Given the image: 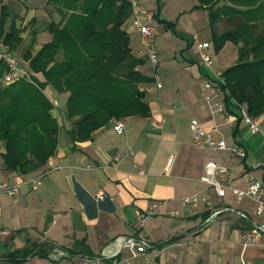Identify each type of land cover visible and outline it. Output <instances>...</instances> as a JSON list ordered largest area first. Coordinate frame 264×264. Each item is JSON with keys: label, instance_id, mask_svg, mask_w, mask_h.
<instances>
[{"label": "crops", "instance_id": "crops-1", "mask_svg": "<svg viewBox=\"0 0 264 264\" xmlns=\"http://www.w3.org/2000/svg\"><path fill=\"white\" fill-rule=\"evenodd\" d=\"M47 2L42 7L44 14ZM20 3L25 4L22 0ZM29 12H33L32 19L36 18L37 8L27 7L26 13ZM128 22L125 28L131 35L133 53L146 58L139 70L152 79L139 85L147 92L150 115L122 119V134L115 132L112 120L96 130L92 139L74 142L69 135L72 120L67 116L68 93L55 95L48 87L46 94L55 103L62 129L56 155L36 172L46 173L42 185L34 190L26 180L36 173L7 171L0 159L2 178L21 184L17 202L8 194L0 196V230L6 232L0 234V264H126L121 261L129 256L122 246L127 238L145 239L151 244L146 256L130 264H264V234L255 246H244L243 240L244 233L254 225L264 224V213L256 214L258 202L250 197L238 200L230 189L225 196H218L200 181L206 163L213 160L229 167L233 187L245 189L242 175L246 170L264 186V117L260 118L263 133L253 134L249 125L240 120L236 107L230 112L237 119L236 124L226 125L221 118L212 117L201 95L208 77L222 75L226 68L236 64L238 55L234 61L228 57L238 54L241 44L228 42L215 54L216 58L211 54L213 66L209 69L196 60L197 42L210 41V52L214 50L209 17L204 24H194L192 28L178 22L172 29L165 21L157 20L154 34L160 61L155 68L145 53L140 34ZM40 29L42 46L52 36L44 27ZM214 29L219 33L226 30L222 22L216 23ZM161 34H175L184 44L176 51L164 38L159 47L157 40ZM57 99H61L63 110L58 108ZM193 117L207 130L219 125L217 138L245 146L248 163L226 152L217 154L197 148L190 129ZM171 155L175 159L166 171ZM116 156L121 160L114 166ZM253 164L259 166L252 168ZM100 193L105 198L101 199ZM207 193L212 210L203 202L194 208L182 201L185 196L201 197ZM154 204H158L157 213L140 231L135 230L136 213L148 211ZM165 210H176L178 214L164 215ZM209 212L213 214L207 217ZM76 241H85L91 254L70 255L67 250L73 249ZM51 246L62 248L68 256L56 260L50 253Z\"/></svg>", "mask_w": 264, "mask_h": 264}, {"label": "trees", "instance_id": "trees-1", "mask_svg": "<svg viewBox=\"0 0 264 264\" xmlns=\"http://www.w3.org/2000/svg\"><path fill=\"white\" fill-rule=\"evenodd\" d=\"M49 7L59 16L58 21L45 22L51 40L24 53L33 82L22 78L6 85L8 66L0 59V159L5 170L24 175L46 166L59 146L62 126L46 94L48 87L55 95L68 93L74 142L92 139L112 120L148 117L151 112L147 92L139 86L152 80L139 70L146 58L133 53L125 28L132 14L130 1L48 0V13ZM194 7L208 12L215 52L228 42L241 44L236 64L222 73L228 111L240 104L253 118L264 117V0H197ZM0 11V42L15 52L24 42L25 27L17 26V16L7 4L1 3ZM159 11L156 18L163 23ZM218 22L226 25L222 33L214 29ZM166 25L175 27L172 22ZM67 251L91 254L85 241H76Z\"/></svg>", "mask_w": 264, "mask_h": 264}, {"label": "built area", "instance_id": "built-area-1", "mask_svg": "<svg viewBox=\"0 0 264 264\" xmlns=\"http://www.w3.org/2000/svg\"><path fill=\"white\" fill-rule=\"evenodd\" d=\"M132 6V14L129 18V22L132 30L139 33L141 36V42L144 46L145 53L153 65L157 67L159 65V51L155 42V26L157 25V12L147 8L138 0H130ZM128 31V30H127ZM212 44L210 41H200L196 43V60L198 64L207 68H212L213 58L210 53ZM0 59L3 60L8 66V71L4 75L3 81L6 85L13 84L19 79L26 78L32 81L30 73L22 65L19 55L10 50L6 45L0 42ZM33 82V81H32ZM157 85L162 87V83L157 79ZM225 85L224 77L220 74H216L214 77H208L203 85L201 95L208 106L213 118H221L226 125L234 126L236 124V118L228 111L225 96L226 92L222 86ZM237 108L240 112V120L247 123L253 134L263 133L260 128V118H253L247 108L243 105L237 104ZM263 124H264V119ZM190 129L192 132L193 144L199 149H209L214 153L226 152L234 159H238L245 164L249 161L248 151L245 146L239 142L228 144L224 138H217V134L220 133L219 125H215L214 128L205 129L200 121L193 117L190 120ZM114 130L118 134H122L125 131V123L122 119L114 120ZM175 156L171 155L166 171H169ZM121 160L120 156L114 158L113 165L116 166ZM258 164H253L252 168L258 167ZM58 169H62L63 166H57ZM88 168L90 166L88 165ZM45 171L36 173L27 178L26 183H31L34 190L38 189L42 185V179L45 176ZM140 174H143L141 171ZM220 176V178L218 177ZM246 187L245 189H239L232 186V173L229 167L223 162L209 161L205 165L204 174L201 176L200 181L206 185L208 190H214L218 196H225L227 189H230L236 199L241 200L244 197H250L258 202V208L256 214L258 216L264 213V186L263 183L257 180L250 171H244L242 175ZM21 184L11 183L4 180L0 174V196L8 194L13 202H17L21 194ZM208 192V191H207ZM101 199L105 198V194L100 193ZM183 203L194 208L197 207L199 202H203L208 210L213 209V203L209 193L199 197L197 195L185 196L182 199ZM158 204H154L148 211L137 212L134 222V228L140 231L145 222L157 213ZM164 215L176 216L178 211L165 210ZM215 216V215H214ZM243 218L248 219V215L242 213ZM0 230V234H3ZM264 234V224H256L252 229L248 230L243 235L244 246H255L259 244L261 236ZM123 248L127 249L129 256L121 262L130 264L132 260L141 256H146L151 244L148 240L142 239L141 241L127 238L123 241ZM52 257L56 260L63 259L68 256V253L60 247L55 246L51 253ZM107 258H111L112 255L105 253ZM118 263V262H117ZM150 264V263H147Z\"/></svg>", "mask_w": 264, "mask_h": 264}, {"label": "rangeland", "instance_id": "rangeland-1", "mask_svg": "<svg viewBox=\"0 0 264 264\" xmlns=\"http://www.w3.org/2000/svg\"><path fill=\"white\" fill-rule=\"evenodd\" d=\"M3 1H5V4H7L11 8L14 16H17L16 18L17 26L20 28L25 27V30L22 33L24 42L19 46L18 49L15 50V52L19 55L22 65L31 74L32 72L29 69V59H27V57H24V53L25 51H27V48H30V47H31L30 50H32V52H35L36 50L41 48L40 47L41 42L44 39H43V36L40 35L41 33L40 27L41 28L44 27L45 29V24H44L45 21L49 22L50 20L54 18L59 20V17L58 15H53L54 12H53L52 7H49L50 9L49 13L45 7V10L47 13L44 14V10L42 9V7L46 4L47 0H22L25 4L20 3L21 0H18V1L17 0L16 1L3 0ZM138 1L143 3L147 8L155 10L156 12L159 11V6H160L159 17L161 21L172 22L175 25H177L179 22L180 24H187L188 26H190V28H192L191 26L194 24L195 26H198L208 21L207 11L205 12V10L193 9L195 0H159V1L158 0H138ZM0 3H1V0H0ZM27 7L37 8V12H35V17L37 18L36 22L35 21L32 22L33 19L31 18V16L33 15V12L26 13ZM0 10H1V6H0ZM8 24L9 25L12 24L10 19H9ZM196 33L197 31L195 30L194 34L196 35ZM161 35L162 36L158 37V40H157L159 47L161 46L162 40L164 38H165L164 39L165 41L168 40L170 42V46H172L176 51H179L180 48L184 44V42H181L178 40V37L175 34L171 35L170 37H164L163 34ZM210 53L213 54V56L216 58L215 54L217 52H215V50L211 51ZM237 55H238L237 52H235V54L230 55L228 59H230L231 61H234ZM37 76L40 77L41 75L37 74ZM58 108L60 110L61 109L63 110V104L61 103V99L58 100ZM53 112H54V116L59 120V115H58L56 106L54 107ZM52 250L50 253H52Z\"/></svg>", "mask_w": 264, "mask_h": 264}, {"label": "water", "instance_id": "water-1", "mask_svg": "<svg viewBox=\"0 0 264 264\" xmlns=\"http://www.w3.org/2000/svg\"><path fill=\"white\" fill-rule=\"evenodd\" d=\"M213 217H214V216H213ZM211 219H212V218H211ZM211 219H209L208 221H210ZM208 221H207V222H208Z\"/></svg>", "mask_w": 264, "mask_h": 264}]
</instances>
